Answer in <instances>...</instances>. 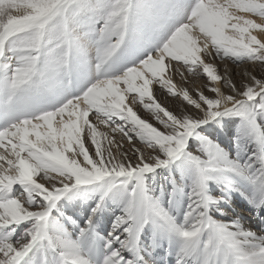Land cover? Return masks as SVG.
<instances>
[{
  "label": "snow or ice",
  "instance_id": "obj_1",
  "mask_svg": "<svg viewBox=\"0 0 264 264\" xmlns=\"http://www.w3.org/2000/svg\"><path fill=\"white\" fill-rule=\"evenodd\" d=\"M232 192L264 224V0H0V264H264Z\"/></svg>",
  "mask_w": 264,
  "mask_h": 264
},
{
  "label": "bare ground",
  "instance_id": "obj_2",
  "mask_svg": "<svg viewBox=\"0 0 264 264\" xmlns=\"http://www.w3.org/2000/svg\"><path fill=\"white\" fill-rule=\"evenodd\" d=\"M231 67L234 73H238L239 71L242 70V69L237 68L235 65H232ZM219 70L221 72L223 71V65H220ZM204 82H205V78L201 77V79L197 81V84L198 85L203 84ZM177 83H179L178 80H177ZM185 86L192 87L191 84H188ZM160 99L164 101L165 97L161 96ZM139 110H140V113L143 115V109L140 108ZM224 136H226V134H224ZM232 153L235 154V150H233ZM173 175L179 178L180 173L178 171H173ZM161 182L162 180L158 177L157 185H156L157 188ZM213 189L214 191H217V193H219L220 191V189L217 188L215 185H213ZM238 205H243V207L240 208L237 214H235V210ZM222 208H223V211L226 213V215L223 217H219V214L217 213L218 218H222L225 220H233V219L238 220L245 228L250 229L254 232H259L261 230H264V224H262L261 218L255 214V211L252 209V206L248 203L247 200L241 197L238 192H232L231 197H230V203L227 205H222ZM108 217L109 219L105 221V227H107V224L110 223L111 212L108 213Z\"/></svg>",
  "mask_w": 264,
  "mask_h": 264
},
{
  "label": "rangeland",
  "instance_id": "obj_3",
  "mask_svg": "<svg viewBox=\"0 0 264 264\" xmlns=\"http://www.w3.org/2000/svg\"><path fill=\"white\" fill-rule=\"evenodd\" d=\"M225 134H226V136H223V142H224V145H225L230 151L233 152V150H235V149H234V147H233V145H232V143H231V140H230L228 134H227V133H225ZM215 192L217 193V191H215ZM242 207H243V205H238L237 208H236V210H235V214H237L238 211L240 210V208H242Z\"/></svg>",
  "mask_w": 264,
  "mask_h": 264
}]
</instances>
